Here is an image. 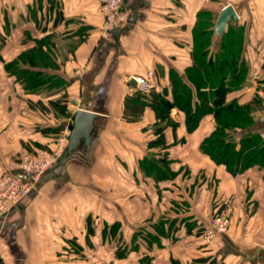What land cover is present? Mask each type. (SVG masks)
<instances>
[{"label": "crops", "instance_id": "1", "mask_svg": "<svg viewBox=\"0 0 264 264\" xmlns=\"http://www.w3.org/2000/svg\"><path fill=\"white\" fill-rule=\"evenodd\" d=\"M125 3V20L106 30L97 0H0V180L29 150L58 148L78 107L99 115L87 156H64L0 215V264H264L262 157L234 174L202 149L216 128L212 112L190 129L182 109L161 119L151 103L172 100L173 74L185 78L193 64L199 12L219 15L227 4L246 25L244 56L256 77L264 0ZM260 68L259 91L248 77L226 101L259 95L264 104V60ZM148 69L145 94L134 77ZM136 95L146 103L132 105ZM259 126L230 130L236 149ZM217 212L230 216V230L203 243ZM139 227L148 230L142 239Z\"/></svg>", "mask_w": 264, "mask_h": 264}, {"label": "trees", "instance_id": "2", "mask_svg": "<svg viewBox=\"0 0 264 264\" xmlns=\"http://www.w3.org/2000/svg\"><path fill=\"white\" fill-rule=\"evenodd\" d=\"M209 16H213V13L208 10L198 14L193 27V64L186 69L185 78L178 73L173 74V99L159 95L151 103L161 119L170 116V109L174 106L182 109L186 113L190 129L197 125L202 115L212 112L216 128L211 137L203 141L202 149L235 174L242 167L258 161L257 157H262L261 164L264 165V137L259 132L264 129L262 126L244 133L240 138L239 149H236L235 142L226 140L230 130H244L256 124L251 109L261 107V103L258 98L247 104L226 101L227 93L241 88L247 79L249 68L243 55L245 39L240 30L241 24L229 23L224 34L218 38L220 46L216 50L212 49L215 32L212 26L215 22H211ZM227 27L230 30L227 31ZM235 29L241 34H235ZM130 102L134 106H141L146 100L145 97L136 95L130 98Z\"/></svg>", "mask_w": 264, "mask_h": 264}, {"label": "built area", "instance_id": "3", "mask_svg": "<svg viewBox=\"0 0 264 264\" xmlns=\"http://www.w3.org/2000/svg\"><path fill=\"white\" fill-rule=\"evenodd\" d=\"M125 1L97 0L101 11L106 15V30L113 27L117 21H123L127 17L128 9ZM153 75V70L148 69L146 76L134 77L141 92L149 94L151 90L150 78ZM68 135L69 133L65 135L64 139H68ZM65 148L62 144L56 149L41 148L34 153H26L20 163H12V171L10 170L0 180V214L8 215L20 205L22 197L35 187L42 175L64 158ZM230 222V217L226 213H215L204 226L201 234L203 243L208 244L218 235L226 233Z\"/></svg>", "mask_w": 264, "mask_h": 264}, {"label": "water", "instance_id": "4", "mask_svg": "<svg viewBox=\"0 0 264 264\" xmlns=\"http://www.w3.org/2000/svg\"><path fill=\"white\" fill-rule=\"evenodd\" d=\"M234 21V23H239V14L232 4L225 5L215 23V35L221 37L225 30L226 26ZM135 81V78H134ZM72 103L78 106V101L73 100ZM98 114L92 111L78 107L73 115V125L71 127V132L68 135V145L65 148V157L70 155H78L86 157L90 152L93 141H94V130H95V120L98 118ZM228 142H235V137L233 134H229L226 137ZM84 147V151L80 148Z\"/></svg>", "mask_w": 264, "mask_h": 264}, {"label": "rangeland", "instance_id": "5", "mask_svg": "<svg viewBox=\"0 0 264 264\" xmlns=\"http://www.w3.org/2000/svg\"><path fill=\"white\" fill-rule=\"evenodd\" d=\"M220 6H222V5H220ZM209 11V10H208ZM210 12H212V11H210ZM213 13V16H209L210 17V20H211V22H215L216 23V19H217V15H218V12H216V13H214V12H212ZM208 17V18H209ZM240 22V21H239ZM231 24L232 25H236L235 23H234V21H232L231 22ZM238 24H240V23H238ZM245 26L246 25H244V23H242L241 24V31H242V34L244 35V39L246 40V34H245ZM213 28H215V24H214V26H212ZM239 29V28H238ZM228 30H230L229 29V27H227V31ZM235 31V34H238V35H240L241 34V32H239L237 29H235L234 30ZM218 38L219 37H217L216 35H215V32H214V38H213V45H212V49H214V50H216V49H218V47L220 46L219 44H221V41H219L218 40ZM255 38H257V37H255ZM258 40H259V38H257ZM245 40H244V46H245ZM258 40H256L257 42H259ZM259 44V43H258ZM257 49V48H256ZM257 52V54H255ZM255 53H254V60H255V62L256 63H254V65H255V69H256V71H257V74H256V77H253L252 78V76H253V73H254V70L252 71V67H251V65L249 64V62L246 60V62H247V65H248V74H247V78L249 77L250 78V80H254L253 81V83H252V85H251V87L252 88H254L255 90H258L259 91V89H260V87H261V83H262V81L263 80H261L260 78H262V76H261V71L263 70L262 68H260V64L262 65V63H263V60H264V52H262L261 51V48H259L258 49V51H256ZM243 55H244V52H243ZM246 58V57H245ZM263 72V71H262ZM263 93H264V91H263ZM260 96L258 95V100L260 101L259 103H261L260 105H261V108H256L257 110L259 109L262 113H261V115L259 116V118H255L254 119V121L255 122H260V124H261V126L264 128V120H263V118H264V104L261 102V99L259 98ZM262 98L264 97V95L263 96H261ZM67 133H69L68 131H67ZM65 134H66V132L62 135V138H63V142H62V146H66V143H67V140L68 139H64V137H65ZM41 148H43V147H38L37 149H32V150H29L28 151V153H34L35 151H37L38 149H41ZM27 153V154H28ZM22 157H24V155H22V156H20L19 157V159H16L13 163L15 164H18V163H20L21 162V160H22ZM11 166H12V164L10 165V170H11ZM15 170V169H14ZM12 171V170H11ZM14 172V171H13ZM15 172H17L16 170H15ZM34 188H36V185H35V187ZM34 188H31V190L32 189H34ZM27 195H25V196H23L22 197V200L26 197ZM16 208V207H15ZM218 213V212H217ZM219 213H224V212H219ZM227 214V213H226ZM0 215H2V216H6L5 214H0ZM228 215V214H227ZM213 216V215H212ZM229 216V215H228ZM230 217V216H229ZM230 220H231V218H230ZM207 224V223H206ZM205 224V225H206ZM204 225V226H205ZM204 226H203V228H202V231H203V229H204ZM230 226H231V222H230ZM230 226H229V229L227 230V232L230 230ZM202 231H201V233H200V235L202 234ZM226 232V233H227ZM136 233L139 235H137L139 238H144L145 236H147V234H148V230H147V227L146 228H143V227H139V228H137L136 229ZM144 235V236H143ZM217 237H219V235L217 236ZM120 242H121V240H120ZM213 241H211L210 243H212ZM210 243H208V244H210ZM136 245H138V243L136 244ZM131 247H132V243H131V245H130ZM120 249H122V250H125V247H124V244H122V243H120ZM121 251V250H120ZM121 264V263H120Z\"/></svg>", "mask_w": 264, "mask_h": 264}, {"label": "bare ground", "instance_id": "6", "mask_svg": "<svg viewBox=\"0 0 264 264\" xmlns=\"http://www.w3.org/2000/svg\"><path fill=\"white\" fill-rule=\"evenodd\" d=\"M66 147V146H65Z\"/></svg>", "mask_w": 264, "mask_h": 264}]
</instances>
